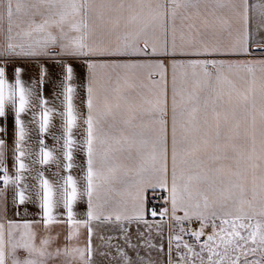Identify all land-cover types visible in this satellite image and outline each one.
Returning <instances> with one entry per match:
<instances>
[{
    "label": "snow or ice",
    "instance_id": "1",
    "mask_svg": "<svg viewBox=\"0 0 264 264\" xmlns=\"http://www.w3.org/2000/svg\"><path fill=\"white\" fill-rule=\"evenodd\" d=\"M10 114L0 264H264V0H0Z\"/></svg>",
    "mask_w": 264,
    "mask_h": 264
},
{
    "label": "crops",
    "instance_id": "2",
    "mask_svg": "<svg viewBox=\"0 0 264 264\" xmlns=\"http://www.w3.org/2000/svg\"><path fill=\"white\" fill-rule=\"evenodd\" d=\"M22 79L25 81L26 86H30L32 80L38 79V73L34 67L27 66L25 72L22 74ZM40 91L42 92L43 97L47 100L46 106L53 109L49 131L45 133V144L47 145L49 149L54 150L55 155L59 156V147H60V144H62V140L58 142L57 139H55V137H59L62 134L61 119L58 115V113L62 110V106H61L60 98H58L56 95V93L59 91L56 80L54 78L46 80L42 89H40ZM80 95L83 98L84 94L82 90H80ZM26 119L30 120L31 116L29 115ZM0 126H4L6 128V133H7L6 135L0 134V137L5 138L8 142V145L11 146L13 129H14V123H13L11 114L6 118L0 119ZM28 126L30 128V133H29L30 139L28 143L31 146L32 151L35 153L38 151V147H39L37 143V139H38L37 125L30 123ZM76 137L77 139L79 138L78 133H76ZM75 157H76V163L78 165L83 163L84 161L83 153L76 152ZM56 170H57L56 165L52 164L50 166V170L46 171L45 174L50 179H54L53 173ZM78 171L79 169L77 168L74 171V174H78ZM148 208H150V203H148ZM146 218L149 220L159 219V217L152 218L150 215H148Z\"/></svg>",
    "mask_w": 264,
    "mask_h": 264
},
{
    "label": "built area",
    "instance_id": "3",
    "mask_svg": "<svg viewBox=\"0 0 264 264\" xmlns=\"http://www.w3.org/2000/svg\"><path fill=\"white\" fill-rule=\"evenodd\" d=\"M149 203H150V209H152V208L160 207V205L162 204V201L159 199H151Z\"/></svg>",
    "mask_w": 264,
    "mask_h": 264
},
{
    "label": "rangeland",
    "instance_id": "4",
    "mask_svg": "<svg viewBox=\"0 0 264 264\" xmlns=\"http://www.w3.org/2000/svg\"><path fill=\"white\" fill-rule=\"evenodd\" d=\"M256 47H257L256 45L253 46L254 49H255ZM255 55L259 56L260 54L257 52V53H255Z\"/></svg>",
    "mask_w": 264,
    "mask_h": 264
}]
</instances>
